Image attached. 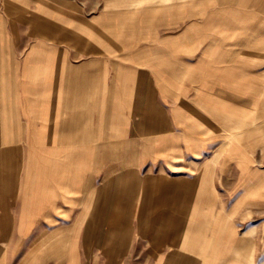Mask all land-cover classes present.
I'll use <instances>...</instances> for the list:
<instances>
[{"label": "crops", "instance_id": "crops-1", "mask_svg": "<svg viewBox=\"0 0 264 264\" xmlns=\"http://www.w3.org/2000/svg\"><path fill=\"white\" fill-rule=\"evenodd\" d=\"M115 3L0 0V264H264V218L258 245L242 206L264 209V179L230 177L250 156L220 142L223 113L264 149V0ZM120 89L132 142L110 147Z\"/></svg>", "mask_w": 264, "mask_h": 264}, {"label": "rangeland", "instance_id": "rangeland-1", "mask_svg": "<svg viewBox=\"0 0 264 264\" xmlns=\"http://www.w3.org/2000/svg\"><path fill=\"white\" fill-rule=\"evenodd\" d=\"M78 3H85V2H92L94 4H101L104 3L107 0H76ZM118 1V0H117ZM116 0H108V6L110 11H114L116 10L113 7L115 6ZM138 7V6H136ZM113 9V10H112ZM115 27H110V65H112L113 67L116 65L117 61L120 63V85L123 86H127V85H131L132 82V75L131 74H126V72L122 69L124 68V65H127L129 62H127V60H125L123 57L124 54H127L128 51H130V46L132 45V42L129 41H121L118 42L116 41V31ZM122 30V27H121ZM122 33V32H121ZM120 33V37L121 36ZM120 49V58H118L116 55V50ZM112 56V57H111ZM142 81H148V78H144L142 77ZM126 83V84H125ZM133 94V90L131 89H120V106H111L109 107V111H110V116H109V145L110 147H116L118 145H123V144H130V142H132L130 138H126V137H122V136H117L122 135V130L124 129H128L130 128V125L132 124V122H130L128 119L130 116H133L132 114V106H131V97ZM119 109L120 111V115L119 117L116 115L117 114V110ZM263 111H260V113ZM262 115V114H261ZM256 116V115H255ZM225 114L221 113V121H220V130H221V135H220V142H221V156H225V158L229 155V154H225V151L227 150V143L229 141H235L236 142V146L238 149V153L237 159L234 160L236 161V163L239 166L241 165V160L243 157L250 156V168L248 170H244V169H236V170H230V177L234 178V177H254L257 181H260L261 179H264V154L263 151L264 149L262 148V142H261V138L258 136H254V137H250L251 135H258L260 133L259 129L260 126H257L256 122H243V121H238L236 122V129H231L230 133H229V123L227 121H225L226 119ZM236 134V137L232 136ZM245 134L249 135V136H244ZM230 135V136H229ZM144 139H141V141H143ZM148 140V139H147ZM114 150H116V148H114ZM256 150V151H255ZM113 150H110V161L113 162H117L120 161V154L117 153H112ZM235 156V157H236ZM227 171V174H223L221 173V177H227L229 176L228 173L229 171ZM261 183L256 186V189L259 191L261 188ZM239 187V186H238ZM225 188L227 189V187H222V190L224 192ZM242 186H240L238 189H241ZM260 193V192H258ZM260 195L257 196V198H253L254 200L247 203L244 202L242 206L247 205V208H245V212L249 213V227L253 229V233L254 236H257V243L259 245V243H261V238H260V225H261V220L262 218H264V209H262V204L260 202ZM229 202V198H224L222 197V205ZM228 204V203H227ZM231 203H229L230 206ZM242 208V207H241ZM241 208L239 207V210H241ZM244 208V207H243ZM243 223V221L238 218V223ZM244 226L240 225V227L237 229V241H239L240 239V235L243 233L244 231ZM253 236V237H254ZM255 240V239H254ZM92 253V254H91ZM138 254V253H137ZM107 254H103L102 255V251L101 250H95L93 252L89 251V253L87 255L84 254V251L82 250H78L77 251V263L78 264H105L104 262L105 260V256ZM62 256H65V252L62 251ZM239 257V255H238ZM261 258L260 256L257 259V264L258 262H260ZM64 261H68V259L66 258ZM239 261V260H238ZM246 261V260H243Z\"/></svg>", "mask_w": 264, "mask_h": 264}]
</instances>
